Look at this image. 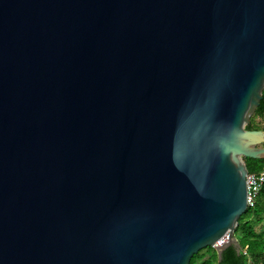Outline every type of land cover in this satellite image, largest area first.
<instances>
[{
  "label": "water",
  "instance_id": "1",
  "mask_svg": "<svg viewBox=\"0 0 264 264\" xmlns=\"http://www.w3.org/2000/svg\"><path fill=\"white\" fill-rule=\"evenodd\" d=\"M263 90L264 0H0V264L239 249Z\"/></svg>",
  "mask_w": 264,
  "mask_h": 264
},
{
  "label": "trees",
  "instance_id": "2",
  "mask_svg": "<svg viewBox=\"0 0 264 264\" xmlns=\"http://www.w3.org/2000/svg\"><path fill=\"white\" fill-rule=\"evenodd\" d=\"M246 133L264 132V90L254 114L245 126ZM257 151L264 154V142L257 146ZM245 166L249 172L258 173L264 171V157L257 158L253 154L243 157ZM264 186L257 201V205L240 218L234 237L238 241L239 249L234 244L227 245L218 260V254L213 248H206L194 255L190 264H264ZM205 250V249H204Z\"/></svg>",
  "mask_w": 264,
  "mask_h": 264
},
{
  "label": "built area",
  "instance_id": "3",
  "mask_svg": "<svg viewBox=\"0 0 264 264\" xmlns=\"http://www.w3.org/2000/svg\"><path fill=\"white\" fill-rule=\"evenodd\" d=\"M246 184H247V208L253 209L257 205L258 198L264 186V171L258 173H252L246 171ZM230 241L228 235L221 238L215 243L213 249L222 248L226 246Z\"/></svg>",
  "mask_w": 264,
  "mask_h": 264
},
{
  "label": "rangeland",
  "instance_id": "4",
  "mask_svg": "<svg viewBox=\"0 0 264 264\" xmlns=\"http://www.w3.org/2000/svg\"><path fill=\"white\" fill-rule=\"evenodd\" d=\"M262 225H263L262 232H264V224L262 223ZM207 253H208V250L207 249L203 250V252H202V254H207Z\"/></svg>",
  "mask_w": 264,
  "mask_h": 264
}]
</instances>
